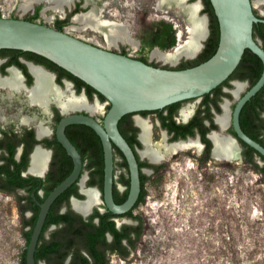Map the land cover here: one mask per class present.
<instances>
[{"label": "water", "instance_id": "1", "mask_svg": "<svg viewBox=\"0 0 264 264\" xmlns=\"http://www.w3.org/2000/svg\"><path fill=\"white\" fill-rule=\"evenodd\" d=\"M193 1H198L203 9L201 0ZM209 1L219 30L216 51L206 61L183 69L153 66L122 54L119 50L99 47L45 23L0 17V50H18L41 56L91 87L103 96L108 104L107 110L102 114L101 123L87 111L70 113L71 111L60 109L62 118L56 125L55 137L71 157L73 167L39 204V212L25 254L26 264H36L34 253L52 203L71 185L77 183L78 179L79 183L82 181L83 162L78 150L65 134L68 125L88 126L100 138L103 150V184L100 198L103 207L98 212L107 210L117 216L115 221L132 225V221L126 219L127 217L120 216L134 208L141 191L140 173H144V168L139 167L134 150L120 134L118 122L127 114L160 111L178 102H184L181 106L197 103L199 98L209 94L232 75L245 50L251 51L259 58L262 71L257 81L237 98L231 113V124L236 139L247 144L264 159V147L247 136L239 123V115L245 103L264 87V48L253 38L254 24L264 23V19L254 14L252 0ZM204 17L208 37V16L205 14ZM204 42L198 54L203 49ZM114 147L122 153L128 169L129 188L122 203H116L113 198ZM239 157V161L235 163L242 162V156ZM139 159L142 160V157L139 156ZM74 211L84 219L93 213L84 215Z\"/></svg>", "mask_w": 264, "mask_h": 264}, {"label": "rangeland", "instance_id": "2", "mask_svg": "<svg viewBox=\"0 0 264 264\" xmlns=\"http://www.w3.org/2000/svg\"><path fill=\"white\" fill-rule=\"evenodd\" d=\"M152 3V0H136L133 10L128 7L120 16V21L129 22L131 36L139 42V47L134 50L120 45L117 50L124 47L133 58L173 67L151 59L150 52L154 48L173 49L187 35L183 34V24L174 11H156ZM19 4L15 0H0V14L23 19L33 14V10L23 14ZM35 8H39L36 19L49 26L69 13L66 11L62 17L55 16L46 23L40 11L43 4ZM254 11L264 13V5ZM200 13L205 15L202 10ZM75 32L67 33L84 41L93 38L90 43L105 48L103 40L91 31ZM179 32L184 35L182 38L178 37ZM194 58H182L179 62ZM114 157L116 174L126 176L121 157ZM162 164L165 167L159 173L146 175V196L133 211L142 221V236L136 249L130 250L125 259L111 254V264H264V183L256 168L246 162L213 158L203 161L192 149L181 151ZM257 164L264 165L261 160ZM6 202L0 196V264H18L24 240L18 234L16 213L10 209L7 215L4 213ZM96 209H102V205ZM114 222L117 227L125 224Z\"/></svg>", "mask_w": 264, "mask_h": 264}, {"label": "flooded vegetation", "instance_id": "3", "mask_svg": "<svg viewBox=\"0 0 264 264\" xmlns=\"http://www.w3.org/2000/svg\"><path fill=\"white\" fill-rule=\"evenodd\" d=\"M135 1L136 0L129 1L128 5L123 11L127 12L128 7L132 9V6L135 4ZM80 2L81 0H75L74 4L72 5V8L66 10L69 13L67 14V17L63 19L67 21L63 25L62 30L64 26L68 24L69 17L72 18L74 14L83 12L85 10L84 8H82L84 1L82 0V3L79 4ZM44 3L46 2H42L36 5L39 6L43 4V8L40 10L42 18L43 10L48 7V4L45 5ZM36 13H38L39 15V8L36 9L34 7L33 14L27 16L25 19H29ZM254 14L257 17L264 19L263 12L256 13L254 11ZM13 18L21 17H17L16 15H14ZM54 18L55 16L53 17V19ZM36 20L37 19H34V21ZM59 21H62L61 18L56 20L51 27L56 28V26H58ZM130 22L132 23V20ZM261 31L264 34V30ZM184 33L185 29H183V34ZM183 34L182 37L185 35ZM253 38L259 41L262 48H264V43L258 35L254 36L253 34ZM120 45L130 46L129 44L122 43ZM179 63L180 62H178V64ZM33 69L40 70L44 74H46L49 77L51 84H55L62 91H65L66 85H70L71 83L70 91H73V96L83 97L82 100L87 106H99L98 111L96 110L95 112H93V116L98 119L99 123H101L102 114L105 113V111L107 110V106H105L104 104L105 101H101L96 94H93L92 98H90L84 88L80 91H77L76 85L73 81H71L64 75H60L57 71L49 67L46 63L40 61L38 58H34L29 56L28 54H23L15 51H0V196H4L7 200V206L4 210L5 215L9 213V209L12 213H16V217L18 218V224L20 227L18 234L24 240V247L20 252L18 264H23V256L24 254H26L30 236L39 212V204L43 202L46 196L54 188L53 187L51 190L49 189L53 182H55L59 176L61 177L66 174L68 175L73 167L71 157L70 163L65 157L68 154L65 152V149L61 145H58L60 143L55 137L56 125L58 121L62 118V115L60 113V109L62 108H60L52 100H48L45 106L32 104L28 101L27 97L24 96V92L31 90L35 86L36 78L34 73L32 72ZM257 70L258 65L253 60L248 61L244 69L239 70L235 74L232 73L231 76L234 77L228 80L226 86L224 85L221 87L220 94L217 92L216 94L211 95L213 100L211 102L209 101L210 103L208 107H206V105L203 103L204 96L199 98V101L197 103H194L193 113L188 118L181 114V109L183 106H180L173 114H170L169 109H162L160 111H144L146 113L138 112L135 114H130V116L120 120L118 122V130L120 134L124 137V139L127 141V143L130 145V147L134 150L138 160V164L140 162L149 163V160H147L146 157L145 159L142 158V160L139 159V156H143L140 154V152L143 151L144 144H142L140 140L141 128L136 122L137 117H139L141 120L146 119L151 124L150 138L153 141L163 139L165 144L168 145L176 143L178 141H196L198 144V148L192 149L196 156H209L210 159L213 158L215 144L210 138V135L212 133H217L221 134L222 136H228L232 139L231 149H233V152H235L236 156H238L239 159V156H242V163L246 162L244 156H254V160L256 163L257 160H261V158L258 157L260 155L254 149L253 150L255 152L250 153L248 148H245L242 145V141L236 139V135L233 131L231 124V113L237 100L236 98H238V96L240 97L249 87H251L249 86V81L251 78H254L256 76ZM12 71H14L18 76V81L21 87L20 94H15V92H12L14 94V98H10V96H8L7 86L3 85L10 79ZM242 77L244 79H240ZM236 83L242 85V90L238 95H235L233 93V91L237 88ZM81 94H83L84 96ZM260 95L261 96L259 99L263 102L261 104L258 103L254 106L247 107L244 112H242L243 115L240 112L239 123L242 115L246 131L242 129L240 124L241 129L247 136L260 143L264 147L263 91ZM84 111L85 109L71 111L70 113H84ZM257 111L259 112L258 116ZM225 114H227L228 116V124L224 129H222L219 123L217 122V118ZM151 116L153 118H151ZM65 134L81 155L83 162L81 175L83 176L84 172L86 173L84 175V177L86 176V179L83 183L84 188L96 189L99 193V200L101 201V191L98 187V184L95 182V180L92 179L94 176H96L97 172L96 165L92 164V160L94 159L93 156H99V147L102 150L100 138L97 136L94 130L82 124L68 125L65 129ZM37 150H40L42 152V156H45L44 164L43 166L41 165V175H37L31 172L33 164L35 165L33 156ZM117 150L118 149L116 147L113 148L114 156H120ZM238 161L239 160H236L235 162ZM153 165H161V162L155 163ZM139 167L151 170L150 173H155L154 169L152 168L142 167L140 165ZM126 171V176L116 174V164L114 157L113 187L115 186L116 190L119 192H123L127 188V186L121 181L122 177H128V169ZM140 174L148 175L145 172ZM79 181L80 180L78 179L77 183H74L69 187L70 190L68 193H65L66 191L62 193L63 195L61 194L62 196H59L60 199H58L59 197H57L58 200L56 199L52 203L50 208L54 204L53 207L56 208L59 206V213H63L67 211L68 207L73 210V200L81 202L85 201L86 196L81 192V182L79 183ZM121 184H123L124 186H121ZM74 190L76 193H74ZM76 194L81 195L82 198L78 197V195ZM100 206L101 203H99V205L92 206V212H94V210H97L96 208L100 209ZM96 221L97 219H94V222ZM55 228L56 225H50V227L45 233V237L47 238L49 236V233ZM123 244H127L126 240H124ZM36 252L37 246L35 253ZM111 254H109V256ZM115 255L118 256V254ZM43 263V260H39L38 262H36V264Z\"/></svg>", "mask_w": 264, "mask_h": 264}, {"label": "bare ground", "instance_id": "4", "mask_svg": "<svg viewBox=\"0 0 264 264\" xmlns=\"http://www.w3.org/2000/svg\"><path fill=\"white\" fill-rule=\"evenodd\" d=\"M15 1H20L19 11H22L23 14L32 11L36 5L42 2H46L44 4H48V7L45 8L42 12L43 18L45 19L46 23L51 22L54 16H63L65 11L69 8H72V5L75 2V0ZM83 1L84 4L82 5V8H84L85 10L73 15L70 20L71 23L65 28L66 32L76 31L85 33L86 31H91L97 37L103 40L104 43L102 45L105 46V49L117 50L121 43L129 44L130 47H132L134 50L138 49L139 42L132 38L130 29L128 27L129 22L127 21V19L125 21H120V16H122V12H124L123 10L131 0ZM152 1V7L156 11H174L175 16L183 24V27L185 29L184 34L187 35V37H183V39H181L173 49L171 48L168 51H161L158 48H154L150 52V58L173 67L177 66L179 60L182 58H194L200 51L202 43L207 37L206 18L200 13V11L202 10L201 4L198 1L191 0ZM260 5H264V0H253L252 6L258 8L260 7ZM178 37L182 38V34L180 32L178 34ZM87 40V42H93V38ZM32 72L34 73L36 78L35 86L31 90L24 92V96H26L28 101L32 104L45 106L48 100H52L65 112L85 109V111H89L88 113H92V115H94L93 112H95L96 110L98 111L99 106H87L82 100L83 97L73 96V91H70L71 84H67L66 90L62 91L55 84L52 85L49 77L42 71L33 69ZM3 85L7 86L8 96H10V98H14V94L12 92H15V94L21 93L18 76L14 71L11 72L10 79ZM236 87L237 88L233 91V93L235 95H238L242 90V85L236 83ZM193 110L194 103L184 105L181 109V114L188 118L193 113ZM136 122L141 128L140 140L142 144H144V149L140 152V154L143 155L141 156L143 159H145L146 157L147 160L153 163H159L169 160L173 155L179 153L180 151L198 148V144L194 140L178 141L170 145L165 144L163 139L153 141L150 138L151 124L146 119L141 120L139 117H137ZM217 122L219 123L220 127L224 129L228 124L227 114L218 117ZM210 138L215 144L213 156L214 160H223L227 162H235L236 160H239L238 156H236L235 152H233V149H231L232 139L230 137L212 133L210 135ZM33 159L35 165L33 164L31 172L37 175H41L45 156H42V152L40 150H37L33 156ZM144 172L146 174H150L149 170L144 169ZM85 179L86 176L84 177L83 175L80 186L82 194L86 196V200L82 202L73 200L72 203L75 208H73L74 210L87 215L92 212V206L99 205V203H102V201L99 200V193L96 189L84 188L83 183Z\"/></svg>", "mask_w": 264, "mask_h": 264}, {"label": "trees", "instance_id": "5", "mask_svg": "<svg viewBox=\"0 0 264 264\" xmlns=\"http://www.w3.org/2000/svg\"><path fill=\"white\" fill-rule=\"evenodd\" d=\"M201 1L203 4L202 13L208 16L209 35L206 41L204 42L203 49L193 60H189V61L181 60L180 63L176 67H174V69H183V68L195 66L201 62L206 61L216 51L219 40L218 23L214 15L213 8L210 4V1L209 0H201ZM37 16L38 14L36 13L27 20L34 21V19H36ZM66 21L65 20L59 21L58 26H56V29L62 30V27L66 23ZM261 30H264L263 23L254 24L253 26L254 36L258 35L264 43V34L262 33ZM0 51L2 52L15 51L23 54H28L29 56L34 58H38L40 61L46 63L49 67L57 71L60 75H64L65 77L73 81L74 84L76 85L77 91H80L81 89L84 88L86 90V93L90 96V98H92L93 94H96L101 101H105V98L103 96H101L91 87L86 85L84 82L72 76L62 68L58 67L51 61L41 56H38L30 52H20L18 50L1 49ZM121 53L127 54L124 48L121 49ZM138 59L143 61L144 63H148L147 60L144 58H138ZM251 60H253L258 65V70L256 76L250 79L249 86H252L257 81V79L261 74L262 64L256 55L251 53V51L249 50H245L242 59L238 64L237 69L233 72V74H235L239 70L244 69L248 61ZM148 64L153 66H158L155 63H148ZM164 67L171 68L168 66H164ZM232 77L234 76L229 77L223 84L218 86L209 94L204 95L203 103L206 105V107H208L209 103L213 100L211 95L216 94L217 92L220 94L221 87L224 85L226 86L228 80L232 79ZM240 79H244V78L242 77ZM262 91L264 94V87L244 105L241 114L242 112H244V110L247 107L254 106L258 103L261 104L263 102L260 101L259 99ZM182 103L183 102L172 104L164 108V110L169 109L170 114H173L181 106ZM258 114L259 112L257 111V116ZM242 115L240 118V124L242 129L246 131V128L244 127V121ZM128 116H130V114L123 116L120 120ZM241 143L245 148H248L250 153L255 152L245 143L243 142ZM58 145L60 146V144ZM117 152L122 158V165L127 170V165L124 157L122 156L121 152H119V150H117ZM65 157L71 163L70 156L66 155ZM258 157H260L261 160L264 162V159L261 156ZM93 158L94 159L92 160V164L96 165L97 172H96V176H94L92 179L95 180V182L98 184L100 191H102L103 156L100 147H99V156H93ZM201 159L203 161L210 160L209 156H202ZM244 159L247 164L257 169V171L261 175V183H264V165L258 167V164L254 160V156H244ZM139 165L142 167H149L154 169L156 174L159 173V171L163 167H165L164 164L153 165L146 162H140ZM66 176L67 174L61 177L59 176L57 180L53 182V184L49 189L51 190L53 187L59 184V182H61ZM140 180H141V191L134 208L125 215L120 216V217H127L133 219L134 221L137 222V224L135 225L122 224L120 227H117L114 222V218H116L117 216L110 214L107 210L103 213H99L97 210H94V212L90 215L89 218L84 219L80 214L71 210L69 207L67 208L66 212L59 213V206L55 208L53 207L54 206L53 204V206L50 208V211L46 216L44 226L37 243V252L34 254L36 262H38L39 260H43L44 261L43 264H110L109 254L111 253L118 254V256L123 259L127 258L130 253V250L136 249V243L140 241L142 236V221L139 216L133 214V210L138 206L139 203L143 202L146 196V191L144 190V184L145 181L148 180V177L146 175L140 174ZM121 181L123 184L127 186V188L125 191L119 192L116 190L115 186L113 187V198L116 203H122L125 200L128 193V185H129L128 177L127 178L122 177ZM69 190L70 188H68L65 193H68ZM74 193H76L75 190ZM76 195L82 198L81 195L79 194ZM58 199H60V197ZM94 219H97V221L94 222ZM50 225H56V228L53 231H51L49 233V236L46 238L45 233L47 229L50 227ZM124 240H126L127 242L126 245L123 244ZM22 263L26 264L25 254L23 256ZM235 264H238V262H236Z\"/></svg>", "mask_w": 264, "mask_h": 264}, {"label": "built area", "instance_id": "6", "mask_svg": "<svg viewBox=\"0 0 264 264\" xmlns=\"http://www.w3.org/2000/svg\"><path fill=\"white\" fill-rule=\"evenodd\" d=\"M1 17H5V16L1 15ZM36 21L40 22L39 20H36ZM104 104H105V106H108V104H106L105 102H104Z\"/></svg>", "mask_w": 264, "mask_h": 264}]
</instances>
